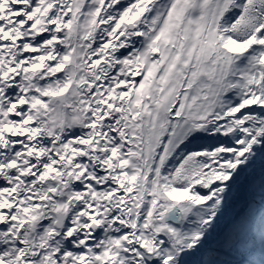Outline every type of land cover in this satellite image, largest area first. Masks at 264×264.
<instances>
[{"label": "snow or ice", "instance_id": "snow-or-ice-1", "mask_svg": "<svg viewBox=\"0 0 264 264\" xmlns=\"http://www.w3.org/2000/svg\"><path fill=\"white\" fill-rule=\"evenodd\" d=\"M0 264H264V0H0Z\"/></svg>", "mask_w": 264, "mask_h": 264}, {"label": "bare ground", "instance_id": "bare-ground-1", "mask_svg": "<svg viewBox=\"0 0 264 264\" xmlns=\"http://www.w3.org/2000/svg\"><path fill=\"white\" fill-rule=\"evenodd\" d=\"M256 193V199L259 200L258 187L253 186L251 189L246 187V182L242 178L240 186L234 190L231 202L220 220L218 234L225 233L236 220L237 216L244 209L246 202L251 198V193Z\"/></svg>", "mask_w": 264, "mask_h": 264}]
</instances>
